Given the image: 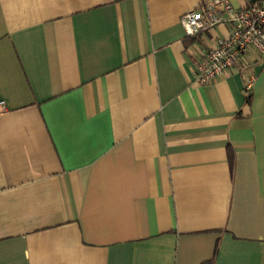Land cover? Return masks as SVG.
<instances>
[{
  "label": "crops",
  "instance_id": "1",
  "mask_svg": "<svg viewBox=\"0 0 264 264\" xmlns=\"http://www.w3.org/2000/svg\"><path fill=\"white\" fill-rule=\"evenodd\" d=\"M212 1L0 0V264H264V62L196 84Z\"/></svg>",
  "mask_w": 264,
  "mask_h": 264
},
{
  "label": "built area",
  "instance_id": "2",
  "mask_svg": "<svg viewBox=\"0 0 264 264\" xmlns=\"http://www.w3.org/2000/svg\"><path fill=\"white\" fill-rule=\"evenodd\" d=\"M179 24L183 35L191 38L219 24L230 27L227 37L215 38L214 44L198 58L193 71L198 85L212 83L235 68L245 53L254 52L264 62V0H254L242 9L234 8L227 0H213L204 6L202 14H183ZM253 79L251 74L245 76V89ZM1 105L2 102L0 108Z\"/></svg>",
  "mask_w": 264,
  "mask_h": 264
},
{
  "label": "trees",
  "instance_id": "3",
  "mask_svg": "<svg viewBox=\"0 0 264 264\" xmlns=\"http://www.w3.org/2000/svg\"><path fill=\"white\" fill-rule=\"evenodd\" d=\"M214 256H215V251L213 253V256L210 260L206 261V262H203L202 264H213V261H214Z\"/></svg>",
  "mask_w": 264,
  "mask_h": 264
}]
</instances>
